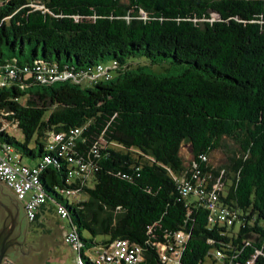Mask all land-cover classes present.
Listing matches in <instances>:
<instances>
[{
    "label": "trees",
    "instance_id": "1",
    "mask_svg": "<svg viewBox=\"0 0 264 264\" xmlns=\"http://www.w3.org/2000/svg\"><path fill=\"white\" fill-rule=\"evenodd\" d=\"M0 74V155L41 165L37 210L63 207L79 251L123 238L138 264H169L155 244L177 264H264V0H0ZM74 127L72 162L45 149Z\"/></svg>",
    "mask_w": 264,
    "mask_h": 264
},
{
    "label": "built area",
    "instance_id": "2",
    "mask_svg": "<svg viewBox=\"0 0 264 264\" xmlns=\"http://www.w3.org/2000/svg\"><path fill=\"white\" fill-rule=\"evenodd\" d=\"M98 70V69H97ZM11 75L12 71L7 70ZM4 77L0 74V87L3 85ZM79 133L77 127L71 128L66 132H53L48 135L45 140V149L56 152L57 154L68 155V150L74 145L76 135ZM68 160L72 162L69 156ZM46 160V158H45ZM74 168H70L67 176L72 178L74 175L83 174L86 171V165L83 163H72ZM41 165H22L11 162L8 158L0 155V182L7 187L15 199L21 202L22 210L25 219L30 222L34 220L38 205L44 200V196L39 189V171ZM178 191L185 196L188 193L199 194L207 202V207L210 211V219L214 221L230 222V218L226 217L227 212L217 210L215 204L216 195L213 191L208 193L203 191L202 186L196 185L192 187L187 180L181 179L178 183ZM65 194L74 195L76 191L66 189ZM56 214L64 218L65 212L63 207L57 205L55 208ZM175 238L179 241L184 239L182 233H175ZM63 241L69 244L77 251V260L75 264H85L80 258L79 251L81 244L77 240V235L73 229H68L63 235ZM158 248V254L162 261L169 264H177L178 251L171 246L155 244ZM94 258L86 257V260L93 264H138L141 259V249L136 243L130 242L123 238L113 239L106 247H97L94 251ZM216 257L219 255L216 252ZM1 264H19L17 261L9 257H4ZM65 264V263H54Z\"/></svg>",
    "mask_w": 264,
    "mask_h": 264
},
{
    "label": "crops",
    "instance_id": "3",
    "mask_svg": "<svg viewBox=\"0 0 264 264\" xmlns=\"http://www.w3.org/2000/svg\"><path fill=\"white\" fill-rule=\"evenodd\" d=\"M84 196L83 193H76L73 200H80ZM2 216L8 221L7 227L17 230L18 226H21L25 235L19 249L27 255L22 257L19 251H15L9 254V258L19 264L76 263L77 251L63 241L64 233L70 229L69 224L66 219L56 214L49 203L40 206L35 219L28 222L19 201L0 183V217ZM0 233L3 234L2 230ZM18 240L20 241V238Z\"/></svg>",
    "mask_w": 264,
    "mask_h": 264
},
{
    "label": "rangeland",
    "instance_id": "4",
    "mask_svg": "<svg viewBox=\"0 0 264 264\" xmlns=\"http://www.w3.org/2000/svg\"><path fill=\"white\" fill-rule=\"evenodd\" d=\"M212 19H213V20L216 19V16H215V15H212ZM39 54H40V49H38V56H39ZM26 55H27V57H29V55H30V49H29V47H26ZM20 59H21V58H20ZM108 62H109V60H106L105 63H108ZM144 71L152 72V73H157V72H153V71L151 70V68H149V67H146V68L144 69ZM161 74H164V75H176V74H177V71H168V72H164V71H162ZM24 102H25V100L22 99L21 103L23 104ZM3 127H4V129H5L9 134H12V135L15 136V137H19V136H20V134H19L18 130L16 129L14 123H10V122H6V121H4V123H3ZM227 144H228V142H227ZM228 148L231 149V148H232V145H229V144H228ZM226 150H227V149H226ZM229 154H230V152H226L225 149H222V150H221V149H220V150H214V151H212V152L210 153V155H209V157H208V161H209V163H210L213 167L216 168V167L221 166L222 164H224V163L226 162V156L229 155ZM181 155H182V157H183V159L185 160V163H186V161L189 159V155H188V153L186 152V150H182V151H181ZM72 199H73V197H67V200H68L69 202H71ZM80 232H81V236H82L83 238L90 237V236H89V233H87L85 230L82 229ZM95 237H96V240H100V238H101L102 236L97 235V236H95ZM83 255H84L85 257H89V258H91V259L94 258V253L88 251V250L85 249V248H84V250H83ZM207 262H208V263L210 262V264H212V262H211L210 260L207 261ZM213 264H221V263L215 261V263H213Z\"/></svg>",
    "mask_w": 264,
    "mask_h": 264
},
{
    "label": "water",
    "instance_id": "5",
    "mask_svg": "<svg viewBox=\"0 0 264 264\" xmlns=\"http://www.w3.org/2000/svg\"><path fill=\"white\" fill-rule=\"evenodd\" d=\"M19 232L22 231L21 226H18ZM25 235H23L22 239L17 240V238L9 237L7 235L2 236L0 233V264L4 257H8L10 253L15 251H19L22 257H24V252L19 249L20 243L23 242ZM27 255V254H25Z\"/></svg>",
    "mask_w": 264,
    "mask_h": 264
},
{
    "label": "flooded vegetation",
    "instance_id": "6",
    "mask_svg": "<svg viewBox=\"0 0 264 264\" xmlns=\"http://www.w3.org/2000/svg\"><path fill=\"white\" fill-rule=\"evenodd\" d=\"M19 203L21 204L20 201H19ZM16 206H18V202L16 203ZM7 224H8V221L5 219V217L4 216L0 217V231L2 230V232H3L2 236L7 235L9 237L17 238V240L19 238L22 239V237L24 235V230L22 229V231L19 232V230L18 229L16 230V228L11 229V228H9V226L7 227ZM1 226H2V228H1Z\"/></svg>",
    "mask_w": 264,
    "mask_h": 264
}]
</instances>
